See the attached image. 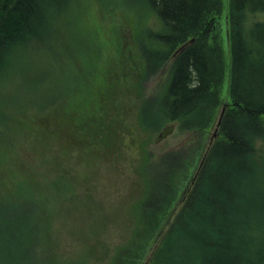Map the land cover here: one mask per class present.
<instances>
[{"label": "trees", "instance_id": "1", "mask_svg": "<svg viewBox=\"0 0 264 264\" xmlns=\"http://www.w3.org/2000/svg\"><path fill=\"white\" fill-rule=\"evenodd\" d=\"M150 1L163 31L148 37L152 50L141 52L143 78L164 69L165 80L161 93L140 102L138 118L130 122L127 133L140 154L134 173L141 192L133 196L127 191L122 215L131 230L125 241L111 251L107 244L94 242L81 264H90L94 257L105 264H246L241 261L242 251L229 246L230 229L235 226L247 236H256L257 232L245 231L254 224L248 217L249 201L256 204V225L264 223V156L259 157L252 145L256 137L264 136V22L248 23L244 15L263 12L264 0H229L225 27L230 103H226L216 142L213 139L201 158L181 149L154 156L147 150L152 137L148 132L155 133L164 123L178 122L187 130L210 125L225 73L217 45L222 0ZM49 5L48 0H0V73L24 41L45 35ZM208 40L216 45L211 48ZM114 85L113 97L119 99L120 88L115 81ZM116 103L117 111L109 121L99 117L109 115L102 107L88 117L90 111L85 112L76 128L93 137L106 130L116 145L121 138L113 121L122 110L121 101ZM14 113H18L17 105ZM72 117L68 115V120ZM6 121L0 112V162L5 159L6 165L0 167V264H73L68 253L61 257L55 227L60 206L67 215L77 210L68 204L74 198L63 194L76 193L74 184L54 182V195L49 196L44 187L39 190L36 184L33 189L23 181L20 168L24 171L30 164L22 155L35 153L38 141L28 138L25 149L21 135L26 129L22 127L18 136L6 129ZM113 149L114 145L108 152L116 157ZM89 157L96 169V153ZM192 167H196L193 175ZM247 196L251 199L242 200ZM96 208L86 209L94 212ZM261 243L250 251L256 256L254 264H264Z\"/></svg>", "mask_w": 264, "mask_h": 264}, {"label": "rangeland", "instance_id": "2", "mask_svg": "<svg viewBox=\"0 0 264 264\" xmlns=\"http://www.w3.org/2000/svg\"><path fill=\"white\" fill-rule=\"evenodd\" d=\"M48 3L51 5L47 7L45 35L24 41L13 53L7 69L0 73V112L7 120L5 126L9 131L20 136L23 128L26 129L21 135L26 139L25 149L29 147L28 138L38 141L33 147L35 153L22 155L31 166L24 171L20 168L23 181L33 189L36 184L39 190L44 187L49 196L54 195V182H73L76 193L64 191L63 194L74 198L68 204H74L77 210L67 215L64 208L59 207L55 234L60 240L61 257L65 258L68 253L70 262L81 264L94 242L107 244L111 251L125 241L131 230L122 209L128 200L127 191L137 196L140 190L139 179L134 173V164L139 162L140 154L127 133L130 122L138 118L140 102L163 89L165 70L143 78L141 54L153 49L148 37L161 33L163 28L151 11L150 0H48ZM228 3L229 0H222V12L217 17L225 73L220 102L211 123L206 129L187 130L177 122L173 132L157 144L154 139L169 124L164 123L155 133L148 132L152 137L147 150L154 156L181 149L201 158L213 141L210 139L218 138L216 133L220 131L226 103H230L226 88L230 49L225 27ZM244 16L248 23L264 22V11L246 12ZM114 81L120 88L119 99L113 97ZM116 100L122 104L120 118L115 117L113 121L121 138L116 145L106 130L101 136L93 137L76 128L85 112L90 111L88 117L102 107L109 115L100 114L99 117L109 121L117 111ZM223 105L226 107L219 122ZM73 110H77L74 115ZM68 115L74 116L72 120H68ZM112 145L116 157L108 152ZM252 145L259 157L264 156V136L256 137ZM92 152L97 156L96 169L89 157ZM3 166H6L5 159L0 162V167ZM38 166L40 175L37 174ZM195 171L196 167H192V175ZM246 199L251 196L242 200ZM178 201L179 198L173 208ZM246 205L248 217L254 224L247 226L245 231L257 234L247 236L242 228L239 231L234 226L230 229L229 246L231 250L242 251L241 261L254 264L256 256L250 251L259 242L264 249V223L256 225V204L249 201ZM90 206L97 208L92 212L86 209ZM90 264L105 262L94 257Z\"/></svg>", "mask_w": 264, "mask_h": 264}, {"label": "water", "instance_id": "3", "mask_svg": "<svg viewBox=\"0 0 264 264\" xmlns=\"http://www.w3.org/2000/svg\"><path fill=\"white\" fill-rule=\"evenodd\" d=\"M225 107H226V105H224V106L222 107V112H221V114H220L219 122H220V120H221V118H222L223 112L225 111ZM219 122H218V124H219ZM175 126H176L175 123H172V124H170V125H166V126H164L163 129L158 133V135H157L156 138L154 139V142L157 144V143L161 142L162 140H164L168 135H170V134L173 132ZM213 139H214V138L212 137V138L210 139V142H211Z\"/></svg>", "mask_w": 264, "mask_h": 264}, {"label": "bare ground", "instance_id": "4", "mask_svg": "<svg viewBox=\"0 0 264 264\" xmlns=\"http://www.w3.org/2000/svg\"><path fill=\"white\" fill-rule=\"evenodd\" d=\"M226 37H227V40H228V34L226 33ZM192 41V40H191ZM208 45L211 47V48H213L216 44H213L212 45V43H211V41L210 40H208ZM212 45V46H211ZM217 45H219V40L217 41ZM227 59H228V61H227V63H228V65H229V62H230V52L228 51V57H227ZM222 60H223V62H224V58L222 57ZM224 106V105H223Z\"/></svg>", "mask_w": 264, "mask_h": 264}]
</instances>
